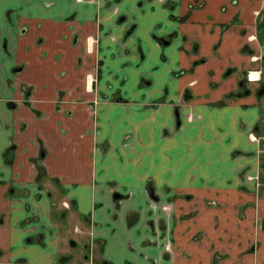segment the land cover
Returning a JSON list of instances; mask_svg holds the SVG:
<instances>
[{
	"label": "crops",
	"instance_id": "crops-1",
	"mask_svg": "<svg viewBox=\"0 0 264 264\" xmlns=\"http://www.w3.org/2000/svg\"><path fill=\"white\" fill-rule=\"evenodd\" d=\"M92 33L100 62L96 93L104 100L165 98V111L100 113L97 125L87 122L82 100L93 92L86 91L85 76L90 82L95 75L79 58L91 63L85 40ZM17 65L19 80L13 81ZM245 73L257 80L249 91ZM261 80L264 0H0V264H176L168 239L192 219L185 213L189 192L206 203L198 204L203 210L193 231L232 222L241 245L264 248V225L254 228L257 217L264 222V189L256 198L255 180L250 186L242 179L245 166L256 170L258 146L264 151V93L255 91ZM20 81L29 83L42 115L22 103L7 104L22 101ZM186 93L179 114L174 104ZM64 104L74 107L70 114ZM175 120L178 129L163 134ZM150 125L155 132L142 134ZM41 149L42 160L36 158ZM178 152L201 159L191 166L187 156L174 160ZM108 177L120 186L118 193L164 198L169 212L152 209L155 218L143 226L136 198L133 207H116ZM178 185L196 187L178 195ZM59 215L64 224L68 217L80 221L78 238L65 236ZM180 216L186 220L173 218ZM68 240L72 247L83 242L81 251L68 250ZM204 254L212 261L209 251ZM245 264L264 263L247 256Z\"/></svg>",
	"mask_w": 264,
	"mask_h": 264
},
{
	"label": "rangeland",
	"instance_id": "rangeland-1",
	"mask_svg": "<svg viewBox=\"0 0 264 264\" xmlns=\"http://www.w3.org/2000/svg\"><path fill=\"white\" fill-rule=\"evenodd\" d=\"M119 41H120V45H122V41L121 40H119ZM247 41L248 42L246 43V45H247V47L250 48L251 47L250 41L249 40H247ZM97 43H98L97 41L91 42V49L93 50L92 55L90 57L89 56L87 57V59L90 58L91 63L86 64V62H84V57L80 56L79 60L83 63L82 66L88 67L90 65L93 67H95V66L98 67L100 65V63L97 62V60L99 58L97 56H94V54H95L94 49L96 48ZM88 54H89V52H88ZM251 57H252V60H258L259 59V56H256V55H253ZM52 59L56 60L55 57H52ZM253 71L255 72V70H253ZM10 72H12L11 73V79L14 80V78H15V81L16 80L18 81L20 73H14V71H10ZM245 75H246L245 76L246 81L251 82V84H248V82H247L248 85L246 88L248 90H251L252 88H254V82H252V81H257L254 79L256 77L251 76V79H250L248 73H245ZM144 79L145 78H143V80ZM250 85H251V87H250ZM100 93H101L100 91H99V93L98 92L96 93V90L93 89L92 103H91V105H87L86 120L88 123H90V124L92 123L93 125H97V123H98L97 118H98L100 113L105 114V116L108 113L110 115H118V116L120 114H122V117H123V113L128 114L130 112V114H132V113L144 114V112L146 110H150L152 108H155V109L160 108V109H163L165 111V105L164 104L168 103L165 98L164 99L163 98L152 99V101H150L151 99L148 101L147 100H141V102L140 101L137 102L136 100L126 99V98L124 99L122 97L119 98L118 96H111L109 99L104 100V97ZM183 95L184 94L179 95L177 98V103L174 104V107L178 109L179 114H180L181 108L188 103L187 93L185 95L186 97ZM100 97H103V99H101ZM226 99L227 98H225V100ZM123 100H125V101H123ZM73 101H74V99H73ZM79 104H82V103H79ZM79 104H78V106L80 107ZM75 105H76V102H75ZM168 105L171 106V104H168ZM84 106L85 105H83L82 107H84ZM62 107L66 108V109L67 108L68 109L74 108L71 104L70 105L64 104V105H62ZM82 107H80L81 110H82ZM125 107H126V109H125ZM79 111H77V112H79ZM124 111H126V112H124ZM190 115H191V112L189 110L188 112H186V116L190 117ZM176 117L179 118L178 114L175 116V119H176ZM102 123L103 124L107 123V120L103 119ZM108 123H113V121L111 120ZM119 123H121V122L119 121ZM174 124H176V126H173L172 128L164 126L162 128L163 134L169 133L168 131H171L172 133L175 132L178 129L179 124L176 123V120L174 121ZM155 130L156 129L154 128V126L150 125L149 128L142 130V134H151V133L153 134L155 132ZM251 137L255 140L259 139L258 136H256L254 133ZM260 138L262 139L261 136H260ZM144 139L146 141H148L147 137H144ZM177 140H180V136H176V141ZM177 143L180 144V142H177ZM105 149L106 148L104 146L103 150H105ZM114 150H115L116 154L120 153L119 152L120 147L116 146L115 144H114ZM256 151L258 154V162H259L256 165V168L254 167V169H256V170L253 173L246 172L247 168L245 166L243 168V172H242V174H243L242 179H244V181H246V183H249V184L252 180L250 178H253V180H255L254 181L255 184L253 187L256 190L255 196H256V198H258L260 192L264 189V181H261V178L264 179V165L261 164V163H263L262 161H264V151L260 146H258ZM180 154H181L180 152H178L177 154H173L174 160L176 158H180L183 156H184V158H186V156H187V158H188L187 163L191 166L193 164H197L199 159H201L200 158L201 154H197V153H184L181 155ZM129 158H130V155H129ZM152 158L155 160V158H156L155 154H152ZM125 159L130 161V159H128L126 157H125ZM205 171L208 172V170H205ZM108 178H109L107 180V182L109 183L108 189H109V192L111 194L112 192L116 191L117 188H119L120 186L117 184V182L115 180H110L113 178H110V177H108ZM175 179L178 180V178H175ZM250 186H252V184H250ZM173 187H174L173 193L179 195V194L187 193V191H186L187 189H189L191 187H196V185H187V186L178 185V186H173ZM150 190L153 194L157 193L156 190L154 191V185H152V184H148L147 191L150 192ZM122 192L123 191H121L120 193L124 194V195H122L120 198L119 197L116 199L112 198V200H115L114 202L117 204L116 207L118 208L119 205L120 206L122 205L123 207L130 205L131 207H133L130 203L134 204V201H132L133 200L132 198H134V199L136 198L135 203L138 204L140 206V208L142 209L141 220L143 222L142 223L143 226H144V224L147 223V222L146 223L144 222L145 219L149 221V220H153L155 218L156 212L153 215L150 214V211L152 209H154L156 211L161 210V209L162 210L166 209L167 212H169L167 209L169 207V205H168L169 203L167 201H165L164 198H162L160 200L159 199L157 200V198L155 200H153L150 197L137 198L136 192H135L136 194L134 195V197H132L133 195H132L130 189L125 191L124 193H122ZM189 193H190L189 195H191V197H192V200L190 202H187V205L185 207L188 208V210L185 213H186V215H188V218H192V219H190L188 221V223H186L187 225L184 224V225L180 226L179 229L181 230L182 234H179L176 230H174L168 239L169 244H170V242L172 243V247H171L172 254L170 255V257L174 258L176 264H231V263L234 264L235 262H238V261H240L239 264H245L247 261V256H250L251 259H255V260L258 258L259 263H261V262L264 263V248H258L256 246V244L252 243V242L249 244V245H251V244L253 245L252 248H250V247L247 248L244 245H241L240 241H238V237L236 236L237 235V232H236L237 228L233 225L232 222H229V223L227 222V227H225V225L221 226V224H223V223H221L219 226L217 224V226L219 228H217L215 225H212L210 228H208L206 226V231L203 234L198 233L197 232L198 230L193 231L195 221L196 222L198 221V223L200 221L198 219V215L200 214L199 211H200V209L203 210V207H198V204L200 202V203H204L206 205V203L204 201H202L204 199L198 198L193 193L191 194V192H189ZM175 199H176V196L172 195V200L174 201ZM205 201H211L210 203H213L212 201H214V200L213 199H206ZM254 201L257 204L256 200H254ZM63 205L68 206V203L63 202ZM177 205H178V203H177ZM210 205H212V204H210ZM216 207L217 206L215 204V206L213 208L215 209ZM171 208L174 209V206L172 205ZM206 210H209V208H207ZM220 210H222V208H220ZM164 211L165 210H163V213H165ZM150 215L153 216V217H151V219H149ZM62 217L63 216L59 215V223L61 225H64L63 229L65 230V232H64L65 236L68 237V235H70V237L72 239L78 238V232H75L74 230H75V226H78L81 230L82 226H81L80 221L76 220V218H74V217H71V218L68 217L67 224H64L65 222L63 223ZM84 217H85V215H83L82 220H84ZM238 217L241 218V217H243V215L242 214L238 215ZM173 218L176 219L177 221L186 220V216H182V217L180 216V217H176V218L173 217ZM84 222H85V220H84ZM41 223L44 226L46 224V222H44V221H41ZM263 223H264L263 219L261 217H257L255 219L254 228H257V229L260 228L262 225H264ZM36 239H37V237H36ZM188 242H191V243H188ZM82 243L83 242L79 241L76 243L75 246L72 247V246H70V241L68 240L65 242V245L67 246L68 250H70V251L74 250L75 252H78V251H81ZM169 250H170V248H169ZM207 251H209L211 253V256L213 258L212 261L211 260L209 261L205 258L204 253Z\"/></svg>",
	"mask_w": 264,
	"mask_h": 264
},
{
	"label": "flooded vegetation",
	"instance_id": "flooded-vegetation-1",
	"mask_svg": "<svg viewBox=\"0 0 264 264\" xmlns=\"http://www.w3.org/2000/svg\"><path fill=\"white\" fill-rule=\"evenodd\" d=\"M54 2V1H53ZM12 25V24H11ZM18 31H19V33L20 34H25L26 33V29L24 28V26H18ZM94 33H96V32H94ZM98 35H93V33L92 34H90V35H88L87 37H86V42L88 43V41L90 42V44H91V42H93V41H97V39H98V37H97ZM73 41H78V37L76 36V38L73 40ZM87 51H92V50H90L89 48L87 49ZM97 62H99V59L97 60ZM100 63V62H99ZM99 67V66H98ZM98 67L97 66H95V67H93V66H91V70L92 71H94V75H95V77L94 78H92V79H90V82H89V80H87L86 79V76H85V82H86V85H87V83H88V85L90 84V89H88V90H86V91H89V90H92L91 92H93V83H95V80H96V78H97V72H98ZM21 69V67L20 66H15L14 67V73H17L19 70ZM88 73H90V72H88ZM89 79V78H88ZM13 81H15V78H14V80ZM19 86H20V88H21V93H22V101L21 100H15V101H12V100H9L8 102H7V104L9 105V107L10 108H14V107H16V106H18V105H20L21 103L22 104H25L27 107H29L35 114H37V115H42V113L43 112H41L40 110H37L35 107H34V105H33V103H32V101H33V98L31 97V90H30V88H29V83H27V82H21L20 81V83H19ZM246 90L247 91H249L247 88H246ZM255 91H256V93L257 94H263L264 93V80H261V81H259V83H258V85L256 86V88H255ZM101 99H103V97H100ZM77 100H79V99H77ZM83 102H85L86 103V106L87 105H91V103H92V99H88V100H82ZM72 103L73 102H75V101H71ZM70 102V103H71ZM85 105V104H84ZM74 109V108H73ZM64 112L65 113H68V114H70L71 112L69 111V109L67 108V109H65L64 110ZM178 114V113H177ZM20 128L23 130L25 127H26V123H24V122H21L20 123ZM39 155H37L36 156V158H40V160H42V158H44V150H40V152L38 153ZM113 195L115 196V197H119L120 196V193H118V192H116V191H114V193H113ZM156 197V196H155ZM75 231H79V228L76 226L75 227ZM41 234L42 233H37V234H35L34 236H33V238L36 240V237L37 238H39V237H41ZM71 242H74V240H71ZM75 243V242H74Z\"/></svg>",
	"mask_w": 264,
	"mask_h": 264
}]
</instances>
